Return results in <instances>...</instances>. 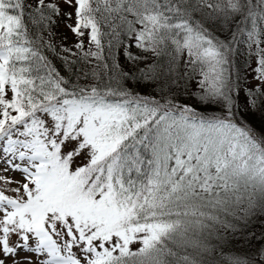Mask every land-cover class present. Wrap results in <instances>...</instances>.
<instances>
[{"label": "snow or ice", "instance_id": "1", "mask_svg": "<svg viewBox=\"0 0 264 264\" xmlns=\"http://www.w3.org/2000/svg\"><path fill=\"white\" fill-rule=\"evenodd\" d=\"M257 226L264 0H0V264H264Z\"/></svg>", "mask_w": 264, "mask_h": 264}, {"label": "trees", "instance_id": "2", "mask_svg": "<svg viewBox=\"0 0 264 264\" xmlns=\"http://www.w3.org/2000/svg\"><path fill=\"white\" fill-rule=\"evenodd\" d=\"M59 33H60V34H65V33H66V30L61 28V29L59 30ZM73 39H74V38L71 37V35L69 34V39H68V41H67V44H68L69 46L72 45V43H73ZM121 62L123 63V61H121ZM57 64H59V61H57ZM252 231H254V232L256 233V235L259 236V234L261 233V231H264V229H262V228H260L259 226H257L256 228L252 229ZM252 243H253L254 246H256L258 243H261V242H259V241H257V240H253ZM136 247H138V245H137ZM235 247H236V248H240L241 245H235Z\"/></svg>", "mask_w": 264, "mask_h": 264}, {"label": "rangeland", "instance_id": "3", "mask_svg": "<svg viewBox=\"0 0 264 264\" xmlns=\"http://www.w3.org/2000/svg\"><path fill=\"white\" fill-rule=\"evenodd\" d=\"M62 28V27H61ZM63 29V28H62Z\"/></svg>", "mask_w": 264, "mask_h": 264}]
</instances>
